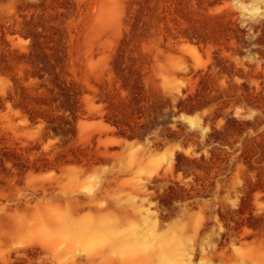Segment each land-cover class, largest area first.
I'll return each mask as SVG.
<instances>
[{"label":"rangeland","instance_id":"obj_1","mask_svg":"<svg viewBox=\"0 0 264 264\" xmlns=\"http://www.w3.org/2000/svg\"><path fill=\"white\" fill-rule=\"evenodd\" d=\"M166 259L264 264V0H0V264Z\"/></svg>","mask_w":264,"mask_h":264},{"label":"bare ground","instance_id":"obj_2","mask_svg":"<svg viewBox=\"0 0 264 264\" xmlns=\"http://www.w3.org/2000/svg\"><path fill=\"white\" fill-rule=\"evenodd\" d=\"M60 233H61V238L67 237L68 239L78 241L79 243L84 244L85 246H89L90 244L97 243L96 237L87 235L82 230H78V229L71 230L66 227L64 231ZM127 238H128L127 245L122 247L124 250H128L132 244L136 243V238L133 235L131 237L128 236ZM127 238H125L126 241ZM156 254L159 259H165V253L163 250L161 249L157 250ZM165 264H176V263L166 259ZM186 264H190V262H187Z\"/></svg>","mask_w":264,"mask_h":264}]
</instances>
